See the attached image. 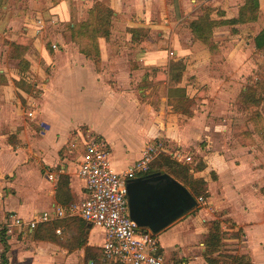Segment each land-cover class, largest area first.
Returning a JSON list of instances; mask_svg holds the SVG:
<instances>
[{
  "label": "crops",
  "instance_id": "0c3cea01",
  "mask_svg": "<svg viewBox=\"0 0 264 264\" xmlns=\"http://www.w3.org/2000/svg\"><path fill=\"white\" fill-rule=\"evenodd\" d=\"M74 1L76 22L86 21L95 3L112 13L108 39H97L98 57L82 54L68 36L74 24L68 0H0V264L3 254L7 264H92L85 263V248L101 249L103 231L96 228L102 239L91 243L93 227L86 223L84 245L69 249L67 239L60 237L66 229H76L80 218H56L53 213L86 197L77 168L87 140L82 139L73 162L68 160L70 151L62 152L72 134L83 135L79 129L84 126L87 136L107 145L112 163L120 159L118 169L136 162L155 141L173 145L171 155L203 161L201 171L190 173L207 182L208 199L156 237L170 263L207 264L204 241L211 223L217 222L230 234L222 241L223 249L233 250L228 254L264 264V154L254 145L259 137L264 143V137L257 135L251 116L257 108L237 105L238 96L255 81L234 94V104L250 116L243 124L235 123L237 140L232 145L229 135L221 133L227 127L214 123L209 114L224 104L233 87L208 68L203 74L196 71L213 64L216 48L221 50L217 31L233 17L258 28L251 48L264 50L254 42L264 29V0H257V13L251 11L250 0ZM207 11L212 35L204 44L194 38L191 24ZM39 21L43 29L36 34ZM158 69L165 70V78L153 81L159 75L148 71ZM177 89L195 103L190 117L174 112L168 103L170 92ZM75 114L81 117L74 119ZM109 115L113 120L104 117ZM118 120L139 135L133 149L113 131L112 121ZM44 212L51 218L36 229L67 222L55 230L54 241L36 240L34 229L14 226L16 218L28 222Z\"/></svg>",
  "mask_w": 264,
  "mask_h": 264
},
{
  "label": "built area",
  "instance_id": "2783aa9c",
  "mask_svg": "<svg viewBox=\"0 0 264 264\" xmlns=\"http://www.w3.org/2000/svg\"><path fill=\"white\" fill-rule=\"evenodd\" d=\"M42 29L39 21L36 34ZM56 47L53 45L52 49ZM28 117H32V113ZM163 153H167L166 146L162 141H155L143 148L136 162L117 172L112 167L107 145L99 138L87 136L77 168V176L85 184L86 197L70 204L67 210L55 209L53 213L56 218L79 217L103 231L101 264H172L162 254L156 237L148 230L139 229L130 219L127 202L128 182L148 173L150 165ZM173 157L179 162H191L190 157L182 159L177 154ZM196 201L198 204L204 202L202 198ZM50 218L48 212L28 222L16 218L14 226L34 229Z\"/></svg>",
  "mask_w": 264,
  "mask_h": 264
},
{
  "label": "trees",
  "instance_id": "16d2710c",
  "mask_svg": "<svg viewBox=\"0 0 264 264\" xmlns=\"http://www.w3.org/2000/svg\"><path fill=\"white\" fill-rule=\"evenodd\" d=\"M53 4L57 3L59 0H51ZM251 7H253V13L258 11V2L257 0H250ZM248 5V6H249ZM247 8V7H246ZM246 8L241 10V15H245ZM209 11L205 12L197 21L191 24V30L194 38L206 44L208 39L212 35V22L209 17ZM111 11L104 6L103 4H95V6L90 11L91 22L82 21L74 23L70 28V37L73 42L80 45V51L86 56L98 57V48H97V39L104 38L108 39L110 35V19ZM255 46L257 49L264 48V29L255 37ZM164 69H158L157 71H148L150 73H157L153 77V81L158 79H164ZM158 77V78H157ZM173 93V94H172ZM173 96L169 98V105L172 107L173 111L180 113L184 116L190 117L192 111L195 108V103L187 98L184 92L180 89L170 92ZM264 103V75L261 78H257L253 86L247 87L244 92H242L237 98V104L243 106L245 109L259 108ZM261 124L263 125V120ZM256 123V120H254ZM256 126L258 124L256 123ZM12 137L9 139L11 140ZM162 161L158 164L150 165L148 173H166L174 178L176 181L181 183L193 196L195 199L202 198L207 200L209 197L208 194V184L205 180L201 178H193L191 176L190 168H185L175 162H172L168 158H160ZM204 168L203 165H198L195 168V171H201ZM144 175V176H145ZM65 180V179H64ZM61 186L63 189V183L65 181L61 180ZM199 205V204H198ZM199 209V206L195 210ZM68 221V220H67ZM65 222H58L53 225L44 224L41 225L38 229L34 228V238L36 240H49L54 241L55 230L61 225H66ZM209 233L204 241V253L203 258L207 264H252L248 256H233L226 255L221 252L222 241L226 233L220 230V225L217 222H212L210 225ZM86 223L79 219V224L76 229H74L73 236L77 243L75 244L77 248L82 247L86 240ZM241 231L239 230L236 236L240 235ZM158 234L153 235L157 237ZM64 239V236L60 237ZM67 239V238H66ZM62 241V240H61ZM66 246L68 240L65 241ZM63 243V241L61 242ZM68 247V246H67ZM102 255V250L99 248H85V258L86 263L89 261L92 264H101L100 258ZM2 264H7L4 254L1 256Z\"/></svg>",
  "mask_w": 264,
  "mask_h": 264
},
{
  "label": "rangeland",
  "instance_id": "374dc122",
  "mask_svg": "<svg viewBox=\"0 0 264 264\" xmlns=\"http://www.w3.org/2000/svg\"><path fill=\"white\" fill-rule=\"evenodd\" d=\"M68 1H69L70 9L72 10V13H73V16H72V19H74L73 22L78 23L75 21L76 19L75 13H77V10H76L77 4L75 3L74 0H68ZM240 2H242V0ZM95 4L92 6V8L95 6ZM261 18H262V22L260 23V26L264 24V15ZM86 21L91 22L90 14ZM239 21L240 20L237 21L235 20V17H233V19L231 18L230 20H227L225 24H223L222 30L217 31L218 34H216L217 35L216 40L220 42L219 46L221 47V50H217L216 48V52H214V54L216 55L215 56L216 58H214L211 61L213 64L205 65V66L202 65L196 68V71L199 74L205 73V69L208 68L211 73L214 72L216 74H219L220 78H223L226 84H229L230 87H233V91L231 93H228L229 95L225 98L224 104L213 109V111L211 112L212 114L211 113L209 114L210 119H212L214 123H221L225 127H227V130H225L224 132L222 131L221 133L229 135L232 145H234V143H236V140H237L235 123L243 124L245 118H249L250 116V113L248 111L247 113L243 111L242 109L238 108L237 106L238 104L237 105L234 104L233 102L235 98L234 94L235 93L237 94L239 90H241L243 87L249 86L251 82L256 80L255 77L261 78V76L264 75V50L253 51V49L251 48L252 37L255 34V32L258 30V28L252 27L249 21L243 24L242 23L239 24ZM61 29H63L62 33L64 35H67L65 31V26H62ZM68 36H70V33L68 34ZM211 51L213 52L214 50H211ZM214 54L211 53V55H214ZM250 86H253V85H250ZM81 111H82L81 115H83L85 113V110L82 109ZM251 116H253L254 120H256V123L258 124L257 129H256L257 135L262 133V135H259V136L264 137L263 135L264 125L261 124V120H260V119L262 120L264 119V103L262 104V106L257 108L252 113ZM79 117H81L80 114H75L73 118L77 119ZM104 117L106 119L108 118V120L113 118L110 115L108 117L107 116H104ZM73 121H76V120H73ZM112 123L115 125L113 131L117 132L120 136H123L126 142L130 143V146H132V149L138 145L139 135L137 134V132L129 129V127L121 120L116 121V123L112 121ZM79 130H80V133H82L83 135L80 137L76 135V133L72 134V136L70 137V141L64 146L62 150V152L70 151L68 155V160H71L72 162L77 157V154L80 150V145L82 143V139L87 140L86 138H87L88 133L85 131L87 130L86 127L85 126L80 127ZM10 141L14 143V142H17V139L15 137H12ZM255 141H256L254 143V145L256 146L255 150L257 152L258 151L261 152V154H264V148H263L264 143L261 142L262 140L260 139V137L259 139H255ZM45 145L47 144H44L43 146ZM200 145H201V148L204 149V147L206 146L205 141L201 143ZM166 146L168 147L167 150L169 149L168 152L160 155L156 160H154L151 166H153L154 164L156 165L160 163L162 161L160 158L162 157L168 158L172 162H175L181 166H184L185 168L189 167L191 170H194V171H195L196 166L200 164L204 166L203 161L199 160L200 158L198 156L195 158L193 157V161L190 163H184L183 161H180V162L177 161V158H174L173 155H171V153L174 151L173 145H171L172 146L171 147L166 144ZM132 149L131 147H129L130 151ZM119 161L113 158V163H112V160H111L113 169L117 172L121 170L123 171L126 170L127 167L125 169H118L115 167V165L117 164V162L119 163ZM188 174H190V172ZM27 180L29 181L28 177H27ZM33 183L34 182L31 180L29 182L30 186ZM262 195L264 196V191H262ZM76 202L77 201H74L72 203H76ZM198 206L201 208L202 204ZM226 226L230 228L229 225L226 224ZM66 231L67 233H65L64 237L67 238L68 240V243H67L68 248L69 249L76 248L75 238L73 236L74 229H66ZM229 235H230L229 233H226V235L224 236L225 239H228ZM101 239L102 238H101L100 232L96 228H93V230L89 234V242L98 243L101 241ZM235 250L238 253L239 251L238 248ZM232 251H233L232 249L221 248V252L223 254L238 256V254H228L229 252H232Z\"/></svg>",
  "mask_w": 264,
  "mask_h": 264
},
{
  "label": "water",
  "instance_id": "95a60500",
  "mask_svg": "<svg viewBox=\"0 0 264 264\" xmlns=\"http://www.w3.org/2000/svg\"><path fill=\"white\" fill-rule=\"evenodd\" d=\"M130 219L137 227L159 234L194 210L198 203L178 181L166 173H154L128 182Z\"/></svg>",
  "mask_w": 264,
  "mask_h": 264
}]
</instances>
